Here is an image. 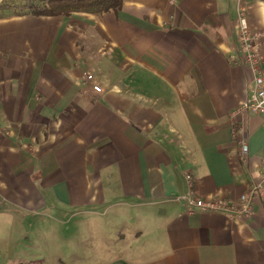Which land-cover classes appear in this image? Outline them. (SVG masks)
<instances>
[{
  "label": "crops",
  "instance_id": "obj_1",
  "mask_svg": "<svg viewBox=\"0 0 264 264\" xmlns=\"http://www.w3.org/2000/svg\"><path fill=\"white\" fill-rule=\"evenodd\" d=\"M122 5L33 15L0 0V250L9 264H264L260 200L245 216L182 198L237 202L261 178L238 39L239 10L262 28L264 0Z\"/></svg>",
  "mask_w": 264,
  "mask_h": 264
},
{
  "label": "built area",
  "instance_id": "obj_2",
  "mask_svg": "<svg viewBox=\"0 0 264 264\" xmlns=\"http://www.w3.org/2000/svg\"><path fill=\"white\" fill-rule=\"evenodd\" d=\"M239 42L241 61L252 67L255 72V83L249 100L244 104L245 109L252 113L264 116V27L252 28L249 25L247 13L244 8L239 10ZM87 79L94 82V75L88 74ZM96 91L102 88L96 83L93 85ZM249 151L246 142L242 145V153L246 155ZM187 200L193 210L195 207L204 211H225L233 215L250 216L254 211L256 200H260L264 206V158L263 169L260 180L254 184L248 192L241 195L237 202L228 201L223 198L209 200L198 198L192 191L182 197Z\"/></svg>",
  "mask_w": 264,
  "mask_h": 264
},
{
  "label": "trees",
  "instance_id": "obj_3",
  "mask_svg": "<svg viewBox=\"0 0 264 264\" xmlns=\"http://www.w3.org/2000/svg\"><path fill=\"white\" fill-rule=\"evenodd\" d=\"M124 0H11L12 7L33 15H70L74 12L101 13L119 10ZM14 5V6H13ZM13 264H44L42 259H20Z\"/></svg>",
  "mask_w": 264,
  "mask_h": 264
},
{
  "label": "rangeland",
  "instance_id": "obj_4",
  "mask_svg": "<svg viewBox=\"0 0 264 264\" xmlns=\"http://www.w3.org/2000/svg\"><path fill=\"white\" fill-rule=\"evenodd\" d=\"M96 82H95V79H94V84H95ZM97 84V83H96ZM98 85V84H97ZM100 86V85H99ZM101 87V86H100ZM102 88V87H101ZM72 224V223H71ZM74 232L76 233V230H74L72 227H70V229H69V231H67V233H69L70 235H74ZM8 239H3V241H7ZM3 241H2V244H3ZM20 245V244H19ZM18 245V246H19ZM3 248L1 247V252H3L5 255V261L4 262H1L0 261V264H9L10 263V261H9V258L11 257V252H9V248L7 247V245H4L3 244ZM12 249V248H11ZM11 251V250H10ZM1 252H0V254H1ZM1 260V259H0ZM9 262V263H8Z\"/></svg>",
  "mask_w": 264,
  "mask_h": 264
}]
</instances>
